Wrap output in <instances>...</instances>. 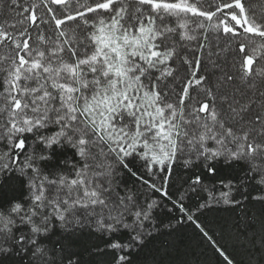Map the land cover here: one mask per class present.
Returning a JSON list of instances; mask_svg holds the SVG:
<instances>
[{
    "label": "snow or ice",
    "instance_id": "obj_1",
    "mask_svg": "<svg viewBox=\"0 0 264 264\" xmlns=\"http://www.w3.org/2000/svg\"><path fill=\"white\" fill-rule=\"evenodd\" d=\"M0 264H264V0H0Z\"/></svg>",
    "mask_w": 264,
    "mask_h": 264
}]
</instances>
